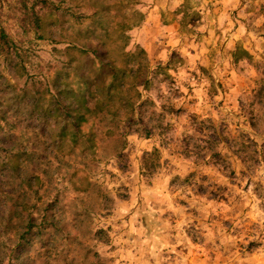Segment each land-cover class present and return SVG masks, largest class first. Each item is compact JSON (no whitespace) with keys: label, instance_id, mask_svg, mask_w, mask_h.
<instances>
[{"label":"clouds","instance_id":"obj_1","mask_svg":"<svg viewBox=\"0 0 264 264\" xmlns=\"http://www.w3.org/2000/svg\"><path fill=\"white\" fill-rule=\"evenodd\" d=\"M0 264H264V0H0Z\"/></svg>","mask_w":264,"mask_h":264}]
</instances>
